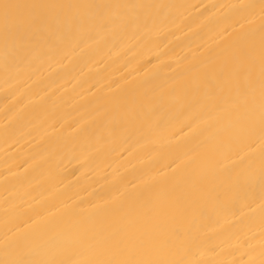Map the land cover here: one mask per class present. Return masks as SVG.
<instances>
[{
  "label": "bare ground",
  "instance_id": "1",
  "mask_svg": "<svg viewBox=\"0 0 264 264\" xmlns=\"http://www.w3.org/2000/svg\"><path fill=\"white\" fill-rule=\"evenodd\" d=\"M0 264H264V0H0Z\"/></svg>",
  "mask_w": 264,
  "mask_h": 264
}]
</instances>
